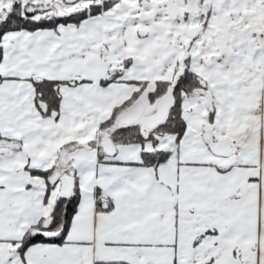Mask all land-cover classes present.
Here are the masks:
<instances>
[{
    "label": "snow or ice",
    "instance_id": "snow-or-ice-1",
    "mask_svg": "<svg viewBox=\"0 0 264 264\" xmlns=\"http://www.w3.org/2000/svg\"><path fill=\"white\" fill-rule=\"evenodd\" d=\"M0 264H264V0H0Z\"/></svg>",
    "mask_w": 264,
    "mask_h": 264
}]
</instances>
